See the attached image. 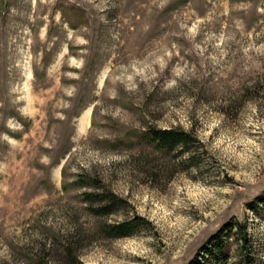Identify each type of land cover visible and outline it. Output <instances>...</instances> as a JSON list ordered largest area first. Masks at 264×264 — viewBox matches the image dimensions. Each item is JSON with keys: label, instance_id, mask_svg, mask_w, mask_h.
I'll return each instance as SVG.
<instances>
[{"label": "rangeland", "instance_id": "rangeland-1", "mask_svg": "<svg viewBox=\"0 0 264 264\" xmlns=\"http://www.w3.org/2000/svg\"><path fill=\"white\" fill-rule=\"evenodd\" d=\"M260 197L264 0H0V264H264Z\"/></svg>", "mask_w": 264, "mask_h": 264}, {"label": "trees", "instance_id": "trees-1", "mask_svg": "<svg viewBox=\"0 0 264 264\" xmlns=\"http://www.w3.org/2000/svg\"><path fill=\"white\" fill-rule=\"evenodd\" d=\"M181 134L172 131V130H158V131H153L151 138L154 141H157V143L162 146V147H173L174 145L178 144V143H187L185 140H183L181 138ZM109 198L110 203H116V201H118L117 197L114 194H109L107 195ZM106 195L104 197H107ZM260 199V203L264 202V199L262 197L259 198ZM102 201V200H100ZM100 204L97 206L95 212L98 215H102L105 213H108L109 211V204H101L102 202H99ZM254 206V205H253ZM251 205V207H253ZM255 208V206L253 207ZM132 227V224L127 223V222H122V223H118L115 226L111 227V231L113 232V235L115 236H123V235H127L129 234L130 228ZM212 241H213V247H205V252L207 253V255H214V251L218 250L221 251V245H222V241L219 239V235L215 234L212 236ZM191 264H202V262H200L199 260L195 259L193 260V262Z\"/></svg>", "mask_w": 264, "mask_h": 264}, {"label": "bare ground", "instance_id": "bare-ground-1", "mask_svg": "<svg viewBox=\"0 0 264 264\" xmlns=\"http://www.w3.org/2000/svg\"><path fill=\"white\" fill-rule=\"evenodd\" d=\"M82 120H84V119H82ZM85 123V122H84Z\"/></svg>", "mask_w": 264, "mask_h": 264}]
</instances>
